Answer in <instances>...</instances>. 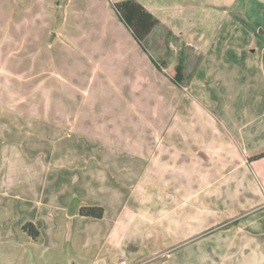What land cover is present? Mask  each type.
Returning a JSON list of instances; mask_svg holds the SVG:
<instances>
[{"label":"crops","instance_id":"crops-1","mask_svg":"<svg viewBox=\"0 0 264 264\" xmlns=\"http://www.w3.org/2000/svg\"><path fill=\"white\" fill-rule=\"evenodd\" d=\"M113 1L122 0H0V106L21 104L36 72L75 53L62 57L65 68L85 62L89 79L70 85L73 96L63 89L62 109L22 111L91 140L90 159L114 176L90 202L111 212L107 262L167 264L188 245L194 263L264 264V81L251 95L236 84L251 45L264 54V18H254L264 0H138L192 45L183 84L139 45Z\"/></svg>","mask_w":264,"mask_h":264},{"label":"rangeland","instance_id":"rangeland-1","mask_svg":"<svg viewBox=\"0 0 264 264\" xmlns=\"http://www.w3.org/2000/svg\"><path fill=\"white\" fill-rule=\"evenodd\" d=\"M259 8L264 10L262 6ZM259 8H255L254 18L263 22ZM249 19L252 21L250 16ZM62 42L64 49L71 48L70 43ZM262 45L258 42L259 51L251 45L255 47L254 53L247 50L250 66L244 65L247 73L243 77L238 75L236 84L243 81L244 95L249 88L247 95H251L256 79L261 77L264 81ZM66 55L75 61V53H64L60 63L52 57L46 68L35 70L37 78L30 81L29 98L21 104L13 102L14 108L6 103L0 106V264H110L107 260L115 255L103 243L109 232L111 212L105 214L104 210L105 216L101 219L80 213L83 206L95 203L114 182L109 169L90 159L91 140L90 144L84 141L85 136L79 137L68 130H59V133L43 120L33 119L22 111L31 107H36L39 114L45 107L59 111L60 99L65 98L63 89L73 96L68 90L70 85L89 79L85 62H78L81 67L75 73L65 68L62 57ZM173 59L174 56L169 60V67L174 65ZM97 75L90 77L87 100L98 86ZM53 84L57 88H52ZM77 96H83L80 89ZM28 222L37 224L43 236L34 238L24 231ZM48 242L58 243L59 247L55 249ZM187 248L188 245L168 257L165 255L164 260L168 258L167 264H202L194 263Z\"/></svg>","mask_w":264,"mask_h":264},{"label":"trees","instance_id":"trees-1","mask_svg":"<svg viewBox=\"0 0 264 264\" xmlns=\"http://www.w3.org/2000/svg\"><path fill=\"white\" fill-rule=\"evenodd\" d=\"M112 4L131 30L135 40L149 52L156 65L160 68L167 67L172 79L178 84H183L192 70L190 63L192 45L181 39L171 27L155 16L140 1L122 0L113 1ZM172 56L177 60V63L169 67L167 65ZM256 157L262 158L264 154ZM80 213L85 217L101 219L104 217V208L96 205L83 206ZM24 230L34 237L39 236V231L32 222L26 223Z\"/></svg>","mask_w":264,"mask_h":264},{"label":"built area","instance_id":"built-area-1","mask_svg":"<svg viewBox=\"0 0 264 264\" xmlns=\"http://www.w3.org/2000/svg\"><path fill=\"white\" fill-rule=\"evenodd\" d=\"M165 71H167V68L166 67H164L163 68ZM168 72V71H167ZM123 264H127L125 261H123Z\"/></svg>","mask_w":264,"mask_h":264}]
</instances>
